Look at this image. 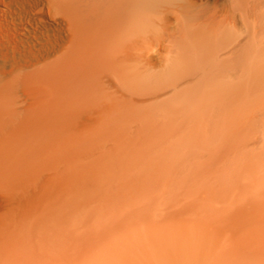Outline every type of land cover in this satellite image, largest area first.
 Segmentation results:
<instances>
[{
	"label": "rangeland",
	"instance_id": "374dc122",
	"mask_svg": "<svg viewBox=\"0 0 264 264\" xmlns=\"http://www.w3.org/2000/svg\"><path fill=\"white\" fill-rule=\"evenodd\" d=\"M215 1L226 0H204ZM73 10L69 0H0V161H11L0 181V264L24 241L54 263L66 252V264H122L151 241L264 242V57L184 80V95L165 96L182 117L155 105L135 126L106 127L89 98L69 110L79 96L71 61L91 39L70 29ZM176 54L152 53V67L139 64L129 86L149 98L177 84L189 68L173 63ZM203 99L220 103H191ZM125 176L138 182L131 191ZM53 182L70 199L55 214L57 232L70 238L61 246L40 218L43 197L60 196ZM101 185H111L108 195ZM239 215L251 226L234 221Z\"/></svg>",
	"mask_w": 264,
	"mask_h": 264
},
{
	"label": "bare ground",
	"instance_id": "6f19581e",
	"mask_svg": "<svg viewBox=\"0 0 264 264\" xmlns=\"http://www.w3.org/2000/svg\"><path fill=\"white\" fill-rule=\"evenodd\" d=\"M69 2L74 7L70 29L74 33L91 35L88 43H83L71 61L76 72L74 87L79 96L69 100V110L72 111V106H76L81 99L89 98L91 112L106 118V127L117 129L135 126L137 120L149 115L150 107L155 105L157 109L166 111L169 117H182V111L180 113L176 108L172 109L170 104L173 97L184 95L182 89H178L184 80L197 76L205 81L209 76L217 74L214 73V68L236 69L248 62H258V56L264 57V0L215 1L212 5L204 0H91L90 4L87 1L88 5L80 0ZM78 5L81 8L85 5L87 7L79 10ZM81 40L85 41H79ZM86 43L90 46H86ZM144 48H149L153 54L158 51L176 52L180 56H175L178 59L174 57L172 62L176 61L189 68L180 74L177 84L157 87L149 98L137 94L128 83L129 78L136 76L139 64L152 67V53L142 55ZM251 76L258 77L255 74ZM170 92L174 96L165 97ZM183 99L186 104L191 101L187 96H183ZM191 103L217 105L220 102L203 99ZM27 154L24 151V155ZM4 155L10 160L15 159V155ZM57 159L61 158L57 156ZM8 162L0 161L1 182L3 173L11 164V161ZM128 180L126 176L120 180L126 184L124 191H131L138 183ZM52 184L56 189L58 187L60 196L51 195L40 199V218L46 223V238L59 242L61 246L68 244L70 238L63 232L62 236L56 234L55 214L66 210L70 199L66 197L68 192L60 188V185L54 182ZM107 187L108 185L100 186L108 195L111 185ZM113 198L116 195L111 197L112 200ZM233 219L242 226H251L243 216ZM22 244L23 249L17 251L18 255L14 257L1 252L6 255L5 264H25L28 259L40 264L71 262L72 257L66 252L54 263L29 241ZM144 246L147 252L127 255L122 264H264V242L171 241L157 245L151 241ZM191 247L198 253L182 252ZM157 249L173 252L160 254Z\"/></svg>",
	"mask_w": 264,
	"mask_h": 264
}]
</instances>
